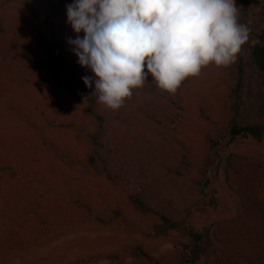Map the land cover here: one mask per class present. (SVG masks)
I'll use <instances>...</instances> for the list:
<instances>
[{
  "label": "rangeland",
  "instance_id": "374dc122",
  "mask_svg": "<svg viewBox=\"0 0 264 264\" xmlns=\"http://www.w3.org/2000/svg\"><path fill=\"white\" fill-rule=\"evenodd\" d=\"M24 2L0 0V264H264V138L229 130L264 127V0H236L250 37L234 62L175 93L149 75L115 110L67 42L72 0H35L40 18ZM40 34L60 42L61 83ZM163 215L208 234L195 261Z\"/></svg>",
  "mask_w": 264,
  "mask_h": 264
},
{
  "label": "clouds",
  "instance_id": "9594fccd",
  "mask_svg": "<svg viewBox=\"0 0 264 264\" xmlns=\"http://www.w3.org/2000/svg\"><path fill=\"white\" fill-rule=\"evenodd\" d=\"M238 11L236 0H72L67 22L77 35L67 42L93 73L85 85L115 110L149 75L175 93L210 63L234 62L250 37Z\"/></svg>",
  "mask_w": 264,
  "mask_h": 264
},
{
  "label": "trees",
  "instance_id": "16d2710c",
  "mask_svg": "<svg viewBox=\"0 0 264 264\" xmlns=\"http://www.w3.org/2000/svg\"><path fill=\"white\" fill-rule=\"evenodd\" d=\"M25 7L30 10L35 16L40 18V13H38V8L35 0H25L24 2ZM42 22L45 24V26H51L49 23V16H45L42 18ZM41 43L43 45L45 54L47 55L46 63L50 66H52V77L59 83H61V77H60V68L62 65V56L58 54V46L60 42L58 40L50 41L47 39L43 34H40ZM250 59L251 61L258 67L260 72L264 75V27L260 30V32L257 35V40L254 44H251L250 46ZM243 64L240 63L239 65V81L238 85L235 89L240 90L245 85V79L243 78L244 70H243ZM66 83H69V80L66 81ZM70 84V83H69ZM235 119V117H234ZM232 120V124L230 125V134L231 139L235 138L237 135H251L258 139L259 141H262L264 138V127L257 125V124H238L236 119ZM93 163L96 162L94 158L91 159ZM135 201L138 205L143 206V201L139 198H135ZM146 209V208H144ZM163 220L165 221V224H163L164 230L168 228H177L181 227L184 229V231L187 233V235L190 238L189 245L187 244V247L189 248V256L188 259L190 262L195 261L198 258L199 253L204 249L205 245L209 243V241L206 239L207 233L195 228L194 226L188 225V224H182L180 222L173 221L168 216L163 215Z\"/></svg>",
  "mask_w": 264,
  "mask_h": 264
}]
</instances>
